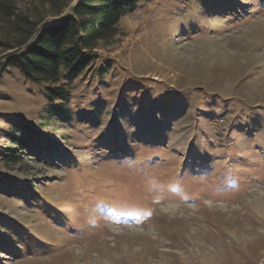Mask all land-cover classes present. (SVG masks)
<instances>
[{"label": "rangeland", "instance_id": "rangeland-1", "mask_svg": "<svg viewBox=\"0 0 264 264\" xmlns=\"http://www.w3.org/2000/svg\"><path fill=\"white\" fill-rule=\"evenodd\" d=\"M95 51L63 111L0 71V264H264V0L141 1Z\"/></svg>", "mask_w": 264, "mask_h": 264}, {"label": "trees", "instance_id": "trees-1", "mask_svg": "<svg viewBox=\"0 0 264 264\" xmlns=\"http://www.w3.org/2000/svg\"><path fill=\"white\" fill-rule=\"evenodd\" d=\"M0 0V71L17 70L25 81L42 85L46 100L63 111L72 81L99 59L98 44L117 34L120 20L150 0ZM109 69L108 62L98 74ZM7 159V156H5Z\"/></svg>", "mask_w": 264, "mask_h": 264}, {"label": "water", "instance_id": "water-1", "mask_svg": "<svg viewBox=\"0 0 264 264\" xmlns=\"http://www.w3.org/2000/svg\"><path fill=\"white\" fill-rule=\"evenodd\" d=\"M78 1H79V0H74V2L70 5V7L65 11L64 15H65L66 13H68L72 7H74L75 5H77Z\"/></svg>", "mask_w": 264, "mask_h": 264}]
</instances>
